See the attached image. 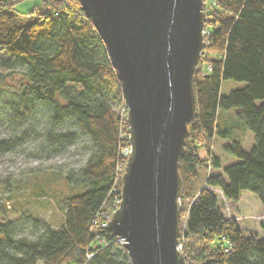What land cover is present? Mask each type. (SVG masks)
Here are the masks:
<instances>
[{
  "label": "trees",
  "instance_id": "trees-1",
  "mask_svg": "<svg viewBox=\"0 0 264 264\" xmlns=\"http://www.w3.org/2000/svg\"><path fill=\"white\" fill-rule=\"evenodd\" d=\"M20 1L0 0V67L18 73L17 84H10V72L0 70V94L12 95L5 120L22 125L40 110L39 149L64 151L83 139L88 152L81 165L63 175L67 189L58 200L62 217L56 227L26 214L32 231L23 235L19 222L0 220V264H130L103 224L118 204L123 147L128 148L125 118L118 112L121 84L104 43L78 0H37L27 9L17 6ZM202 5L207 32L200 59L209 66L203 73L194 68L197 114L187 123L178 164V241L185 238L180 251L187 264H264V0H203ZM224 79L245 84L222 94ZM231 107H237L236 117L254 143L249 150L239 140L225 143L223 152L237 161L207 174L200 186L199 169L221 165L218 155H200L196 140L227 137L231 125L219 111ZM24 134L28 131L1 138L0 152L12 149ZM216 190L235 205L242 191L254 202L256 197L260 205L245 204L242 212L257 215V228L223 209ZM185 200L190 202L182 226Z\"/></svg>",
  "mask_w": 264,
  "mask_h": 264
},
{
  "label": "water",
  "instance_id": "water-1",
  "mask_svg": "<svg viewBox=\"0 0 264 264\" xmlns=\"http://www.w3.org/2000/svg\"><path fill=\"white\" fill-rule=\"evenodd\" d=\"M108 53L126 107L128 152L105 222L130 264H187L179 248L178 164L196 116L192 76L203 0H78Z\"/></svg>",
  "mask_w": 264,
  "mask_h": 264
},
{
  "label": "rangeland",
  "instance_id": "rangeland-1",
  "mask_svg": "<svg viewBox=\"0 0 264 264\" xmlns=\"http://www.w3.org/2000/svg\"><path fill=\"white\" fill-rule=\"evenodd\" d=\"M37 0H23L17 6H34ZM206 10L212 7L206 3ZM204 15V14H203ZM204 25V22H203ZM207 32L203 28V36ZM201 56V55H200ZM0 57H4L0 54ZM203 58V57H202ZM200 59V58H199ZM209 62L203 58L200 59L198 69L203 73V70H208ZM195 66V68H196ZM0 70H4L0 67ZM11 70H9L10 72ZM9 73L8 71H6ZM11 75L7 76L8 83L17 84L18 73L16 70L10 72ZM244 81L224 79L221 83L220 90L222 94L229 93L231 89L242 87ZM12 95L9 92L0 94V139L8 138L14 134H23V130L28 131V135L24 134L22 138L18 139V144L10 150L0 152V206L5 208L3 212L0 207V220L9 219L17 221L20 224V233L27 235L32 231L30 222L25 218L26 214L39 216L50 225L56 227L62 215L61 209L58 204L59 198L64 194L67 187L64 183L63 175L71 169L77 168L84 161L88 149L84 146V140H78L76 143L66 147L64 151L49 152L39 149L41 144L40 136L36 131H41L43 127L42 115L44 112L36 111L32 117L26 119L22 125H10L5 120V115L8 113V106ZM237 107L227 108L219 112L224 116L225 122L231 125L229 135L227 137H216L209 142H205L204 138H197L196 143L199 145V154L205 157H210V154L218 155L220 158V167L218 169L206 168L199 169L198 185L204 186V180L207 174L218 173L222 171L223 166L237 161V158L231 154H225L222 146L231 140H239L245 150H249L253 142V134L247 129L238 117H236ZM118 112L125 118L126 107L120 105ZM128 128V126H127ZM128 148L123 147L124 153L128 152ZM208 163V161H207ZM123 164L120 166V173L123 172ZM217 197L222 202L221 207L226 209L230 215L237 216V221L240 222L239 217H245L241 224L246 225L247 221L252 227L257 228V215L254 212H242L243 206L251 208L253 205L256 208V202L259 204L258 199L255 197L256 202L252 200L253 195L248 191H242V200L236 205L233 202L222 200L221 194L216 190ZM249 195L245 196V195ZM190 200H185L184 209L181 221L182 226L185 223V213L187 211ZM244 203V204H243ZM118 205V204H117ZM255 205V206H254ZM116 207V206H115ZM239 209V211H238ZM113 210V209H112ZM112 212V211H111ZM243 214V215H242ZM260 214V212H259ZM111 214L104 215V223L109 219ZM259 229V228H258ZM185 239V238H184ZM181 237L180 248L183 243ZM38 264H43L41 261Z\"/></svg>",
  "mask_w": 264,
  "mask_h": 264
},
{
  "label": "crops",
  "instance_id": "crops-1",
  "mask_svg": "<svg viewBox=\"0 0 264 264\" xmlns=\"http://www.w3.org/2000/svg\"><path fill=\"white\" fill-rule=\"evenodd\" d=\"M28 5H30V4H28ZM28 5L27 6H21L20 8L21 9H27Z\"/></svg>",
  "mask_w": 264,
  "mask_h": 264
},
{
  "label": "built area",
  "instance_id": "built-area-1",
  "mask_svg": "<svg viewBox=\"0 0 264 264\" xmlns=\"http://www.w3.org/2000/svg\"><path fill=\"white\" fill-rule=\"evenodd\" d=\"M117 202H118V201H117ZM103 224H104V225H106L105 223H103ZM178 246H179V248H180V243H179V245H178Z\"/></svg>",
  "mask_w": 264,
  "mask_h": 264
}]
</instances>
